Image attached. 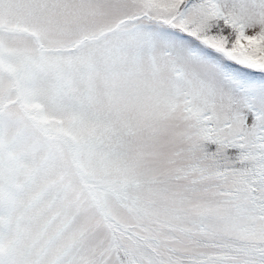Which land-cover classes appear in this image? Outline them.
Returning <instances> with one entry per match:
<instances>
[{
  "label": "snow or ice",
  "instance_id": "1",
  "mask_svg": "<svg viewBox=\"0 0 264 264\" xmlns=\"http://www.w3.org/2000/svg\"><path fill=\"white\" fill-rule=\"evenodd\" d=\"M0 264H264V0H0Z\"/></svg>",
  "mask_w": 264,
  "mask_h": 264
}]
</instances>
